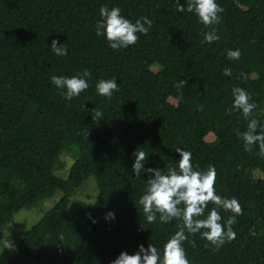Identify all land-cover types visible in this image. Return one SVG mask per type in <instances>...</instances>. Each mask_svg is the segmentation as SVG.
I'll return each instance as SVG.
<instances>
[{
    "label": "trees",
    "instance_id": "1",
    "mask_svg": "<svg viewBox=\"0 0 264 264\" xmlns=\"http://www.w3.org/2000/svg\"><path fill=\"white\" fill-rule=\"evenodd\" d=\"M179 2L185 11L175 0H0V229L21 209L63 192L21 233L9 264H110L138 245L162 254L180 221L161 223L159 214L146 221L138 201L149 174L136 176L132 164L134 152L144 151V169L166 170L179 159L176 148L191 153L194 169L214 166L216 194L242 208L232 225L236 238L218 250L201 233L185 232L190 264H264V179L254 176L264 173V155L258 144L245 151L237 135L253 118L257 134L264 133V0H216L223 12L211 27L187 11L190 0ZM105 5L132 23L147 17V35L112 49L96 35ZM213 28L219 40L208 43L204 33ZM54 39L66 44L67 55L51 50ZM236 49L240 58L229 59L227 51ZM85 70L89 87L71 100L51 82ZM101 79H115L119 91L101 96ZM180 80L186 83L178 89ZM234 87L257 106L248 118L233 109ZM93 108L101 117L92 118ZM64 154L74 160L67 179L54 173ZM90 176L98 197L73 216L71 196ZM214 207L210 202L200 218ZM217 210L226 227L234 213ZM109 212L114 218L106 219Z\"/></svg>",
    "mask_w": 264,
    "mask_h": 264
},
{
    "label": "clouds",
    "instance_id": "2",
    "mask_svg": "<svg viewBox=\"0 0 264 264\" xmlns=\"http://www.w3.org/2000/svg\"><path fill=\"white\" fill-rule=\"evenodd\" d=\"M177 10L185 11L179 0H175ZM187 11L195 12L200 21L206 26L211 27L219 23L220 16L218 13L223 12L216 0H190L187 4ZM101 19L97 21L96 35L105 36L109 41V46L112 49L126 48L129 45H134L138 36L137 33L147 35L148 28L151 27L152 21L147 17H142L130 22L120 14L118 7L109 9L106 5L99 9ZM143 21V23L141 22ZM148 25V28L145 27ZM204 40L208 43L219 40L216 35V30L204 33ZM51 50L58 56L67 55L66 44H60L57 40L51 43ZM227 56L229 59L238 60L241 56L239 49L228 50ZM223 74L230 76L232 74L230 68L223 69ZM89 73L85 70L80 76H55L51 77V82L60 89H66V92L61 94L66 99L71 100L74 96L79 95L86 90L89 85L82 78L88 76ZM243 75V74H242ZM186 81L180 80L176 85L178 89L184 87ZM96 89L101 96L111 97L114 91H119L115 79H101ZM234 96L233 109L240 110L245 118L251 116L252 111L257 107L255 103L250 102V95L240 87L232 89ZM198 110H203L202 105H198ZM233 109H228L231 112ZM94 117H101L102 113L99 110L92 109ZM258 121L250 119L247 124V131L237 132V135L244 141V150L251 152L253 145L258 144L260 154L264 155V133L257 134L256 129ZM179 154V159L175 165H168L167 169L163 168H147L143 165L147 159V154L144 151H135V160L132 164V171L136 176H139L141 171L149 174L146 179V190L140 196L138 203L142 205L143 213L148 223H154L159 214L161 223H167L173 219L180 221L177 225L178 230L164 244L161 254L158 249L149 245L145 248L143 245H138V251L129 255L125 251H121L116 259L110 264H190L186 257L182 242L188 240L187 233L195 235L201 233L202 238L209 241L218 250L226 241L230 242L236 238V233L232 225L236 222L235 216L242 214V208L235 198H222L216 194L215 179L216 169L214 166H209L207 170H199V166L193 168L192 155L190 152L181 148L175 150ZM216 207L208 211L205 218V211L209 203ZM218 208L231 211L233 216L226 221V227L223 226L221 215ZM114 218V213L106 214V219ZM201 229L205 231L201 232ZM254 234V233H253ZM4 237L2 240L3 248L14 250L15 245ZM62 239V237H61ZM194 245V242H191ZM0 250V251H2Z\"/></svg>",
    "mask_w": 264,
    "mask_h": 264
},
{
    "label": "rangeland",
    "instance_id": "3",
    "mask_svg": "<svg viewBox=\"0 0 264 264\" xmlns=\"http://www.w3.org/2000/svg\"><path fill=\"white\" fill-rule=\"evenodd\" d=\"M155 70V69H154ZM174 101V100H173ZM214 138L212 133H209L205 139L212 141ZM74 163L73 158L64 154L56 164L54 173L58 178L67 179L69 176L70 168ZM254 176L257 179H264V173L261 170H256ZM63 192L57 190L53 196L47 199L39 200L35 205L30 208L21 209L16 213L14 220L7 224L4 228L0 229V250L3 248L2 240L8 236V239L15 245L14 250L4 249L0 251V264H9V262L16 255L20 245V235L28 231L54 204L62 197ZM98 197V187L95 176L87 177L79 187L73 192L71 202L69 205V213L75 215L78 205L82 202L94 203Z\"/></svg>",
    "mask_w": 264,
    "mask_h": 264
}]
</instances>
